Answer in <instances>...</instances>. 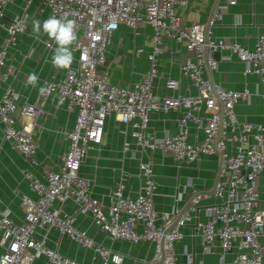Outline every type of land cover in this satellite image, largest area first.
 Returning <instances> with one entry per match:
<instances>
[{"label":"built area","instance_id":"obj_1","mask_svg":"<svg viewBox=\"0 0 264 264\" xmlns=\"http://www.w3.org/2000/svg\"><path fill=\"white\" fill-rule=\"evenodd\" d=\"M239 1L217 2L206 22L185 26L179 9L189 0H0V29L5 32L0 41L3 140L30 164L39 166L43 174L40 178L29 170L24 172L34 196L14 190L24 212L20 222L8 214L0 199L4 248L0 264H28L41 256L49 264H82L48 246L52 229L92 249L100 264H122L121 252L97 242L76 225L79 215L91 218L112 242H150L154 247L152 263L191 264L189 252L185 262L178 260L176 244L194 213L195 233L201 237L204 252H217L223 261L234 250L233 264H264V244L260 241L264 236V208L259 191L264 172V122L238 119L235 106L249 95L248 88L228 90L206 75L218 68L216 53L227 49L245 64V75H257L264 85V33L258 35L253 49L214 34L228 7ZM12 5L15 9L10 8ZM53 15L76 22L77 40L72 45L75 64L60 78L54 75L44 81L45 91L40 92L37 103L25 101L20 106L9 82L14 72L12 50L28 35L36 16L48 19ZM122 24L134 33L140 26L151 29L149 69L130 87L112 81L106 54ZM41 41L46 49L56 47L52 39ZM168 41L185 49L180 72L188 83L186 91L181 90V79L160 70L159 57ZM160 79L164 82L163 94L155 91ZM52 94L67 99V109L78 112L74 127L66 134L68 149L56 168L37 158L38 144L21 122L23 115L35 118L44 113ZM170 110L181 113L178 129L159 137L149 130L150 113ZM110 116L125 125L140 150L139 157L135 156L132 143L125 141L124 150L138 159L140 189L136 196L127 191L130 174L120 176L108 194L98 197L94 194L95 181L81 172L90 150L102 144ZM191 125L203 133L201 139L195 135L194 143L188 141ZM157 149L180 166L200 160L203 154L220 158L219 179L213 190L191 192L185 200L187 208L183 211L175 207L173 217L155 209L158 184L152 152ZM210 197L217 202L207 206L206 218L201 220L200 203ZM176 200H182V193ZM70 204L74 205L72 212L67 210Z\"/></svg>","mask_w":264,"mask_h":264},{"label":"crops","instance_id":"obj_2","mask_svg":"<svg viewBox=\"0 0 264 264\" xmlns=\"http://www.w3.org/2000/svg\"><path fill=\"white\" fill-rule=\"evenodd\" d=\"M23 0H18L21 3ZM186 7L180 8L183 24L190 26L195 23L207 21L213 6L222 0H189ZM15 9V6H10ZM37 17V18H36ZM35 20L43 23L46 17L36 16ZM0 29V41L4 35ZM264 33V0H240L236 5L229 6L223 15L222 20L214 27V34L218 37H225L232 41H239L246 47L253 49L258 35ZM151 34L149 27L140 26L137 33L126 25L122 24L115 32L106 54L111 69L112 81L123 87H130L137 82L141 74L149 69L148 53L151 51L148 36ZM41 39H50L42 32L40 39L34 38L33 26L28 35L23 36L15 51L12 64L14 72L9 77V82L15 89L17 103L21 106L28 101L37 103L40 99V89L44 81L63 76L66 70L53 67L52 56L54 49L45 48ZM185 58V49L173 42L168 41L163 53L160 55L159 67L167 76L181 79V90L186 91L187 80L181 78V64ZM219 61L217 70L206 75L212 80L220 83L228 90L242 91L249 89V95L240 100L235 111L241 121L264 122V85L255 74H244L245 64L241 62L230 50H221L216 53ZM75 64V60L73 64ZM35 73L38 80L35 86L27 82L28 76ZM157 93L165 92L162 79L156 81ZM193 91V90H192ZM4 93V87L0 86V97ZM68 101L65 98H58L52 94L44 105V113L35 118L26 115L21 117L22 124L31 130L33 139L38 144L36 156L50 167L56 168L68 149L67 132L71 130L77 120V110L67 109ZM20 114V111L18 112ZM149 130L157 136L162 137L166 131L176 132L178 119L181 117L179 111L170 110L167 112L152 111L150 113ZM191 135L188 141L195 142V135L203 137L201 130L194 125L190 128ZM130 141L133 154L139 157L137 145L126 133L123 123L115 120L114 116L106 119L103 142L100 146L91 149L82 166L81 172L86 177L95 181L94 194L98 197L105 196L114 187L117 180L123 174H130L127 181V191L133 196L138 194L140 189V178L138 176V159L131 152L124 150L125 141ZM131 153V155H130ZM133 156V157H132ZM154 161V172L157 179V188L154 195L155 209L159 213H170L173 215L175 207L183 209L189 194L194 190L212 191L219 179L220 158L217 155L203 154L200 160L189 165L180 166L171 156H167L160 149L152 152ZM29 170L34 175L43 178L39 166H34L18 154L8 142L3 140V132L0 127V199L3 207L10 216L20 222L24 218V212L20 205V197L14 190L34 196L29 183L24 177V172ZM260 205L264 208V172L260 177ZM179 193H182V200H176ZM214 197L202 200L199 206V216L205 220L206 208L216 203ZM74 205L67 206L72 212ZM193 220L182 228L183 237L176 244L178 260H187L186 252L191 253L193 261L191 264H233L234 250L229 251L223 261L217 252L206 253L203 251L201 237L195 233ZM175 218V217H174ZM76 225L88 232L97 242L112 246L114 250L123 254L122 264H153L152 257L154 247L150 242L142 241L131 244L127 241L112 242L108 234L102 231L91 218L82 215L78 216ZM0 233V255L4 248L1 245ZM264 244V236L260 238ZM48 246L57 249L61 254L77 260L82 264H100L95 259L92 249L79 246L67 235L61 234L58 230L52 229L48 240ZM264 262V260H263ZM28 264H49L45 256L35 258Z\"/></svg>","mask_w":264,"mask_h":264},{"label":"clouds","instance_id":"obj_3","mask_svg":"<svg viewBox=\"0 0 264 264\" xmlns=\"http://www.w3.org/2000/svg\"><path fill=\"white\" fill-rule=\"evenodd\" d=\"M114 28L115 25H112ZM34 38L39 40L41 35V22L33 21ZM42 32L55 41L56 47L52 56L53 67L57 69L70 70L75 59L72 45L77 40L76 22L64 17L50 16L42 23ZM38 76L32 73L28 76L27 82L36 85ZM45 89L41 88L43 93ZM10 214V210L9 213Z\"/></svg>","mask_w":264,"mask_h":264},{"label":"water","instance_id":"obj_4","mask_svg":"<svg viewBox=\"0 0 264 264\" xmlns=\"http://www.w3.org/2000/svg\"><path fill=\"white\" fill-rule=\"evenodd\" d=\"M186 208H187V207H185V208L183 209V211H184ZM196 224H197V222H195L194 227H196ZM153 264H158V262H157V263H153Z\"/></svg>","mask_w":264,"mask_h":264},{"label":"rangeland","instance_id":"obj_5","mask_svg":"<svg viewBox=\"0 0 264 264\" xmlns=\"http://www.w3.org/2000/svg\"><path fill=\"white\" fill-rule=\"evenodd\" d=\"M37 18V17H36ZM33 24V23H32Z\"/></svg>","mask_w":264,"mask_h":264}]
</instances>
